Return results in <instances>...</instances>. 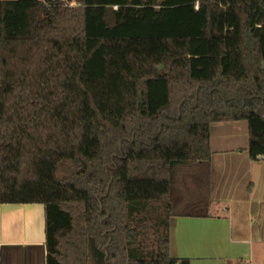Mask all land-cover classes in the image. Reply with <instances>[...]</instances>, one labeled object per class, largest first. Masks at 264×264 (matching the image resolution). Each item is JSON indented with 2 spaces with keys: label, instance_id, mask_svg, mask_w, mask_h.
Wrapping results in <instances>:
<instances>
[{
  "label": "trees",
  "instance_id": "1",
  "mask_svg": "<svg viewBox=\"0 0 264 264\" xmlns=\"http://www.w3.org/2000/svg\"><path fill=\"white\" fill-rule=\"evenodd\" d=\"M263 61L264 0H0V204L44 205L46 264H191L175 193L215 122L264 159Z\"/></svg>",
  "mask_w": 264,
  "mask_h": 264
},
{
  "label": "crops",
  "instance_id": "2",
  "mask_svg": "<svg viewBox=\"0 0 264 264\" xmlns=\"http://www.w3.org/2000/svg\"><path fill=\"white\" fill-rule=\"evenodd\" d=\"M210 133L208 182L175 193L181 212L171 253L191 264H264V159L250 157L247 120L215 122ZM46 257L44 205L0 204V264H46Z\"/></svg>",
  "mask_w": 264,
  "mask_h": 264
},
{
  "label": "rangeland",
  "instance_id": "3",
  "mask_svg": "<svg viewBox=\"0 0 264 264\" xmlns=\"http://www.w3.org/2000/svg\"><path fill=\"white\" fill-rule=\"evenodd\" d=\"M75 4H76V3L73 2V5H75ZM72 168H73V166H72L71 163H63V164H61V165L59 166L58 176H63V175L68 174V173L71 171ZM188 187H189V186H188ZM188 187H187V188H188ZM184 189H185V187H184ZM224 191H225V189H224ZM206 192H207V190L204 191V192H202V193H200V194L203 195V197H205ZM185 193L188 194L186 191H185ZM191 194H193V193H192V192H189V196H191ZM193 196H194V195H193ZM202 200H203V202H204V199H202ZM199 205H200V206H199V208H197V210H199L200 208H201V209H205V207H203L201 204H199ZM162 211H163V210H162L161 208L155 210V212H154V214H153V216L155 217V218H153V224L156 225V223L159 222V221H157L159 217H156V216H158L157 214L162 213ZM174 211H177V210H173V212H174ZM152 232H153V231H152ZM21 234H22V233H21ZM152 239H153V238H152ZM151 242H153V241L151 240Z\"/></svg>",
  "mask_w": 264,
  "mask_h": 264
},
{
  "label": "water",
  "instance_id": "4",
  "mask_svg": "<svg viewBox=\"0 0 264 264\" xmlns=\"http://www.w3.org/2000/svg\"><path fill=\"white\" fill-rule=\"evenodd\" d=\"M262 67L264 68V61H263V63H262ZM161 68H163V66H161Z\"/></svg>",
  "mask_w": 264,
  "mask_h": 264
},
{
  "label": "built area",
  "instance_id": "5",
  "mask_svg": "<svg viewBox=\"0 0 264 264\" xmlns=\"http://www.w3.org/2000/svg\"><path fill=\"white\" fill-rule=\"evenodd\" d=\"M196 7L198 8V5Z\"/></svg>",
  "mask_w": 264,
  "mask_h": 264
}]
</instances>
